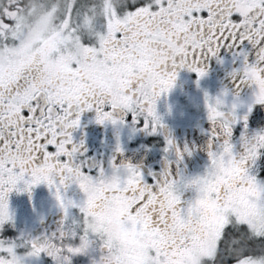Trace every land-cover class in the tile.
Masks as SVG:
<instances>
[{"label": "snow or ice", "instance_id": "obj_1", "mask_svg": "<svg viewBox=\"0 0 264 264\" xmlns=\"http://www.w3.org/2000/svg\"><path fill=\"white\" fill-rule=\"evenodd\" d=\"M90 3L92 0H74L56 19L60 38L66 45L82 49L85 63L139 60L136 46L140 42L153 45L164 61L145 65L152 76L150 82L124 79L112 91L87 87L76 61L66 63L63 78L50 79L39 53H34L30 62L24 57L21 42L25 0H0V224L9 219L10 191L28 192L32 186L44 183L53 190L62 212L77 207L80 217L68 224L62 220L57 232L43 242L24 241L29 256L44 252L57 264H68L69 256L80 252L75 245L82 242L97 255L101 241L88 232L89 215L95 214L104 200H115L120 204L124 227L134 224L137 233L151 239L138 256L116 258L112 264H226L227 256L235 264H264V220L253 223L242 212L224 208L223 185L210 193L215 197L217 214L207 217L204 223L192 212L194 196L182 201V193L191 189L170 190V184L186 176L179 167L173 172L170 165H179L182 153L189 152L187 146L181 149L170 135H165L163 167L145 175L138 166L117 161L115 155L106 162L86 156L83 140L73 143L72 137L80 114L87 110L95 111L98 124L127 122L132 131L162 133L164 126L154 114V98L168 91L177 69L186 68L199 80L205 74L204 61L215 57L221 48L230 50L240 61L239 68L230 73H238L235 86L247 83L254 94L259 85L262 94H252L251 103L264 104V0H119L114 6H106L101 17L92 19L87 12ZM245 46L254 50L252 63H248ZM51 55L55 56L56 50ZM208 97L205 93L211 124L207 164L224 146L231 154L233 182L244 188L249 183L256 185L260 190L257 205L264 212V181L258 179L254 168L258 156L264 153V131L251 136L242 133L236 151L235 113L216 107ZM120 152L117 143L115 153ZM117 167L127 169L126 177L104 188L99 197L94 195L90 186L99 182L102 173ZM19 183L23 189L17 188ZM68 184L79 185L87 199L78 204L65 199L63 189ZM178 219L184 226H178ZM73 237H78L75 244ZM205 240L208 246L201 243ZM5 243L0 241V245ZM50 246L66 250L69 255L59 259L49 251Z\"/></svg>", "mask_w": 264, "mask_h": 264}, {"label": "flooded vegetation", "instance_id": "obj_2", "mask_svg": "<svg viewBox=\"0 0 264 264\" xmlns=\"http://www.w3.org/2000/svg\"><path fill=\"white\" fill-rule=\"evenodd\" d=\"M248 52V63L255 60L254 50L245 46ZM240 66L239 59H234L230 50L221 48L215 57L204 61L205 74L197 80L196 74L186 68L177 69L173 87L168 93L161 94L156 101V113L160 118L162 133L148 135L143 131H132L125 124L113 125L109 122L98 124L95 121V111L87 110L80 114L79 125L72 131L73 143L83 140L82 150L85 155L107 161L115 155L117 161L123 160L138 166L143 174L160 171L164 164V136L170 137L183 149L187 146L188 153H182L179 165H170L173 172L177 167L183 175L202 173L207 164L208 131L211 128L207 120L204 104V94L217 96L225 91L226 103L235 104L234 113L237 123L233 127V142L239 151V137L242 133L251 136L264 131V104L251 103L253 88L247 83L235 86L238 73L230 75L233 69ZM264 75V72L261 73ZM251 104V110H249ZM244 117V121H240ZM119 143L121 152L115 153ZM50 151H54L49 146ZM257 177L264 176V153H261L254 165ZM23 189V184L17 185ZM102 195V193H101ZM194 196V192L182 193V201ZM63 197L72 200L74 204L82 202L83 193L75 184H68L63 189ZM7 208L9 219L0 224V241L12 243L15 252L21 258L22 264H57L51 257L41 252L38 256H29V249L23 246L24 241L43 242L46 236L54 235L60 228L61 221L68 224L78 221L80 217L77 207H68L61 211L55 199L53 190L44 183L31 187L30 191L13 189L8 193ZM73 243L78 237H73ZM97 255L95 250L86 254L69 256L68 264H93Z\"/></svg>", "mask_w": 264, "mask_h": 264}, {"label": "clouds", "instance_id": "obj_3", "mask_svg": "<svg viewBox=\"0 0 264 264\" xmlns=\"http://www.w3.org/2000/svg\"><path fill=\"white\" fill-rule=\"evenodd\" d=\"M73 2L74 0H25L24 37L21 42L25 59L30 62L33 54L39 53L40 62L44 65L46 76L50 79L63 78L66 63L76 61L82 69L86 86L101 91L114 90L124 79H140L150 82L152 76L150 72L146 71L145 65L163 63L164 57L149 43L140 42L136 46L139 60L116 64H105L103 61L85 63L86 53L82 49L75 45L68 46L65 44L59 36L60 29L56 24V19ZM118 2L119 0H92L87 8V12L90 14L89 18L101 17L106 6H114ZM37 41L40 42L39 46H34ZM53 50H56L55 56L51 55ZM13 62H16L14 56ZM20 62L23 63L24 60ZM173 83L168 91L173 87ZM168 91L158 94L153 100L154 114L158 118L156 101L161 94L166 95ZM261 94L262 90L257 85L253 95L257 97ZM225 95L226 92L222 90L217 96H209L208 100L218 108L234 112L233 104L226 103ZM218 123L223 124L224 121H218ZM230 155L224 146H221L213 160L204 167L202 173L187 175L170 184L171 191L180 192L184 188H189L194 192L195 203L192 212L199 217L201 223H204L207 217H213L217 214L215 197L211 196L210 193L215 192L220 185L225 188L224 208L242 212L253 223L258 219L264 220V212H261L257 205L260 190L253 183H249V186L244 188L243 186L238 187L233 182L234 166ZM126 175L127 169L123 167L110 168L106 173L101 174L98 183L90 186V191L99 197L104 188L115 186ZM77 186L79 187V185ZM80 191L83 193L84 199H87L83 190ZM87 223L88 232L101 241L95 264H112L116 258L128 260L136 257L140 254L143 245L151 239L137 233L134 224L129 228L124 227V223L120 219V204L115 200H104L97 212L89 215ZM177 223L180 227L184 226V222L179 219ZM66 235H70V233L66 231ZM201 243L208 246L207 240ZM75 247L80 248L79 254L83 255L88 252L86 243L82 242ZM0 248L3 249V254L0 255V264H22L21 258L17 256L14 250V245L6 242L0 245ZM49 251L59 259L69 255L66 250L56 246H50Z\"/></svg>", "mask_w": 264, "mask_h": 264}, {"label": "rangeland", "instance_id": "obj_4", "mask_svg": "<svg viewBox=\"0 0 264 264\" xmlns=\"http://www.w3.org/2000/svg\"><path fill=\"white\" fill-rule=\"evenodd\" d=\"M258 179L261 180V181H264V176H261ZM232 264H235V263H232Z\"/></svg>", "mask_w": 264, "mask_h": 264}]
</instances>
